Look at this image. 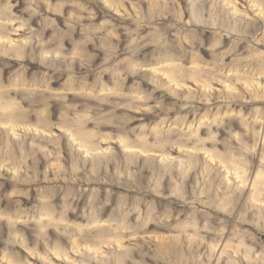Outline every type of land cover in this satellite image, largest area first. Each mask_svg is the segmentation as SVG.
I'll return each instance as SVG.
<instances>
[{
    "label": "clouds",
    "instance_id": "clouds-1",
    "mask_svg": "<svg viewBox=\"0 0 264 264\" xmlns=\"http://www.w3.org/2000/svg\"><path fill=\"white\" fill-rule=\"evenodd\" d=\"M0 264H264V0H0Z\"/></svg>",
    "mask_w": 264,
    "mask_h": 264
}]
</instances>
